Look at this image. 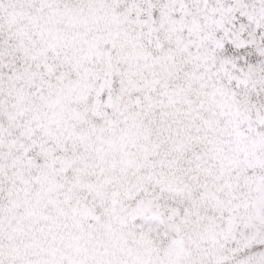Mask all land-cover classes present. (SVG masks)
<instances>
[{
    "label": "snow or ice",
    "instance_id": "6c2138e0",
    "mask_svg": "<svg viewBox=\"0 0 264 264\" xmlns=\"http://www.w3.org/2000/svg\"><path fill=\"white\" fill-rule=\"evenodd\" d=\"M0 264H264V0H0Z\"/></svg>",
    "mask_w": 264,
    "mask_h": 264
}]
</instances>
